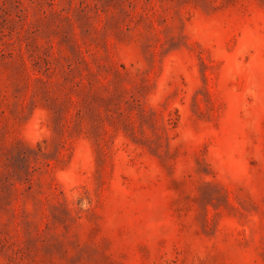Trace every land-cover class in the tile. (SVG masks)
<instances>
[{"label":"rangeland","instance_id":"1","mask_svg":"<svg viewBox=\"0 0 264 264\" xmlns=\"http://www.w3.org/2000/svg\"><path fill=\"white\" fill-rule=\"evenodd\" d=\"M0 264H264V0H0Z\"/></svg>","mask_w":264,"mask_h":264}]
</instances>
